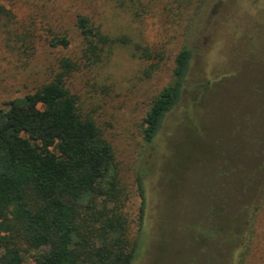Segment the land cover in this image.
Returning a JSON list of instances; mask_svg holds the SVG:
<instances>
[{
    "label": "rangeland",
    "instance_id": "obj_1",
    "mask_svg": "<svg viewBox=\"0 0 264 264\" xmlns=\"http://www.w3.org/2000/svg\"><path fill=\"white\" fill-rule=\"evenodd\" d=\"M169 1L133 19L108 0H0V107L47 82L61 56L74 59L79 70L66 85L113 147L128 236L138 239L131 264H228L227 243L221 240L215 250L199 224L202 217L213 222L204 215L215 203L228 213L232 182H249L250 197L256 196L258 173L250 177V171L264 164V94L255 91L264 88V0H183L178 7ZM78 13L110 35L127 34L130 44L83 67L72 25ZM57 23L69 31L64 48L44 42ZM21 36L30 54H22ZM133 43L162 52L149 75V62L132 55ZM184 43L192 50L188 86L151 144L143 143L144 114ZM186 114L201 130L197 139L182 124ZM138 175L146 199L139 231ZM249 254L247 264H264V205ZM22 264L33 259L26 256Z\"/></svg>",
    "mask_w": 264,
    "mask_h": 264
},
{
    "label": "trees",
    "instance_id": "obj_2",
    "mask_svg": "<svg viewBox=\"0 0 264 264\" xmlns=\"http://www.w3.org/2000/svg\"><path fill=\"white\" fill-rule=\"evenodd\" d=\"M108 1L133 19L145 15L150 6L159 4L163 9L167 4V0ZM182 1L170 0L168 5L178 7ZM72 25L81 39L78 53L83 67L103 63L113 47L131 42L127 34L110 35L81 13L74 15ZM55 27L48 29L45 44L68 46L69 31L59 23ZM18 41L22 54H30L32 46H25V37H18ZM129 48L133 56L149 62L147 75L156 70L162 52L138 43ZM191 58L188 43L175 52L170 79L142 119L143 143L151 144L167 113L181 102ZM77 70L74 59L61 56L47 82L0 107V264H22L26 256L33 264H131L134 259L138 239L128 236L113 147L66 85L67 77ZM255 91L264 94V88ZM186 116L182 124L197 139L201 130L191 116ZM254 170L259 179L255 199L250 197L249 182L240 187L232 182L228 213L215 203L204 215L214 216L213 222L204 223L202 217L197 223L209 240L213 239L215 250H219L221 240L227 243L228 264H247L249 260L255 222L264 205V164L250 171V177ZM134 181L140 199L136 218L139 231L146 199L141 176Z\"/></svg>",
    "mask_w": 264,
    "mask_h": 264
}]
</instances>
